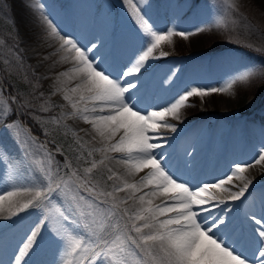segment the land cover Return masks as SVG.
<instances>
[{"label": "snow or ice", "instance_id": "obj_1", "mask_svg": "<svg viewBox=\"0 0 264 264\" xmlns=\"http://www.w3.org/2000/svg\"><path fill=\"white\" fill-rule=\"evenodd\" d=\"M122 4L137 28L140 46L118 72L104 66L103 59L96 54V43L85 46L64 33L45 12L43 4L31 5L40 14V40L56 42L55 46L47 43L53 51L43 59L57 57L53 64L71 65L57 74L58 86L53 93L61 94L71 111L61 112L53 123L60 126L64 120L82 121L90 126L93 139L99 138L101 147H88L76 140L80 152L77 158L91 165L80 175L70 163L63 165L67 171L61 174V166L50 151L46 153V163L40 161L37 166L28 158L27 149L21 155L0 143V180L8 185L0 191V215L12 218L30 208L39 212L12 256L0 259V264H31V257L45 240L55 245L59 256L53 264H129L132 246L138 253L135 264H264V209L260 216L253 213L247 217L257 227L248 234L240 231L239 235L229 215L233 211L230 206L222 208L218 215L213 214L221 205L246 198L252 181L244 173L249 168L264 167V146L252 162L236 163L229 174L202 182L186 177L168 153L157 152L167 146L169 139L161 129L178 132L169 120L182 122V110L194 106L189 103L190 98L198 97L203 103L205 97L213 94L231 93L237 83H248L254 78L264 80V62L248 60L240 52L232 57L237 67L223 86L187 87L164 105H146L140 99V89L144 87L141 75L151 61L168 55L162 50L156 54L162 44H171L173 37L187 40L212 29L229 31V25L236 23L232 17L238 14L235 0H217L208 5V18L191 30L159 28L149 15L150 0H122ZM259 41L246 37L235 42L264 52V32L259 33ZM6 43L0 40V44ZM12 51L20 59L17 49ZM12 64L5 58L0 71L7 73ZM175 76L173 71L168 79ZM129 77L135 79H126ZM43 95L39 93L41 98ZM31 104V100L25 102L19 94H9L2 103L0 123L14 140H18L22 125L8 117L13 112L23 115ZM42 110L48 112L49 108ZM81 131L88 134V130ZM96 153L101 154L98 161L93 158ZM113 161L123 166V175L108 166ZM188 163L185 161V169ZM101 168L108 173L106 180L113 182L111 191L92 182L93 172ZM29 171L33 175L39 173L35 180L26 179ZM234 180L243 185L236 191L232 190L237 187ZM82 188L91 193L86 208L82 206L85 198L78 195ZM118 193L126 196L118 198ZM23 195L28 199H19ZM130 203L132 207H125ZM104 211L106 215H102Z\"/></svg>", "mask_w": 264, "mask_h": 264}, {"label": "rangeland", "instance_id": "obj_2", "mask_svg": "<svg viewBox=\"0 0 264 264\" xmlns=\"http://www.w3.org/2000/svg\"><path fill=\"white\" fill-rule=\"evenodd\" d=\"M216 2L217 0H150L152 7L149 15L161 29L175 26L180 30H191L208 18L210 9L207 6ZM220 2L223 3V0ZM235 3L238 6V14L232 17L236 21L235 25L230 24L229 31L218 29L207 31L210 40L205 47L200 44L197 47L193 46L191 38L187 40L181 38L183 41H179L180 37H173L171 44H162L156 54L159 55L161 50L167 53L166 57L160 58L165 60L159 66L155 63L160 59L151 61V66L140 77L144 84L140 89V99L144 104L164 105L178 91L191 86H223L237 67L232 59L237 53H244L248 60L264 62V52L254 51L235 42L238 39L244 41L247 37L248 40L255 39L260 43L259 33L264 32V0H235ZM32 4H43L45 12L59 28L85 46L96 43L98 45L96 54L103 59L104 66L113 72H118L140 46L136 39L137 28L127 14L122 0H0V40L7 41L6 44H0V66H3L5 58L13 62L8 66L7 73L0 71L2 87L0 108L9 94H19L25 102L32 101L23 115L13 112L8 117L9 120H16L22 125L18 140H14L12 133L0 123V143L21 155L27 149L28 158L37 166L40 161L46 163V153L50 151L61 166V174L67 171L63 165L70 163L72 169H78L79 174L83 175V169L91 165L77 158L80 152L77 150L76 140L95 148H100L101 143L93 139L92 134L81 131L89 129L82 127L79 120H64L60 126L53 123V118L60 116L61 112L71 111L61 94H53L58 86L57 74L66 71L71 65L53 64L57 57L43 59L53 51L47 43L55 46L56 42L50 40L45 43L40 40L41 18L40 14L31 8ZM64 4L67 7H62ZM18 18L20 21L23 19L26 26L21 25ZM247 26L251 27L255 36L249 33ZM177 43L183 47L178 48ZM13 48L19 52L20 59L17 58L16 52L12 51ZM173 71H176V76L168 79ZM41 92L44 94L42 98L39 96ZM226 98H229L231 105L224 102ZM189 103L194 105L192 108L196 106L195 109L200 110L202 114H193L188 107L182 110V122L178 120L169 122L175 124L178 130L188 129L194 133L192 137L194 139L190 138L187 151L193 148L198 136V140L203 141V145L209 149L206 161L198 164V167L203 164L200 166L201 171L211 173L212 168L216 167L214 157H222L224 151L229 149L244 154L246 159L239 163L252 162L258 157L261 147L264 146V122L259 123L261 119L257 117V114L264 117V80L254 78L248 83H237L231 93L213 94L205 97L203 103L200 98L192 97ZM43 107L49 108V111L44 112ZM33 130L37 133L34 134ZM168 138L170 146L175 141H172L171 134ZM20 140L28 143L21 144ZM248 143H251V147ZM169 146L164 152L170 151L169 153L174 155L176 146L175 151ZM84 155L86 156V153ZM93 158L98 161L101 154L96 153ZM256 167L258 176L264 178V167ZM228 169L219 176L229 174ZM38 175V172L33 175L29 171L26 179L35 180ZM92 175L94 177L92 182L98 183V187L105 191L112 190L113 182L106 180L108 173L103 168L94 171ZM190 176L194 177V174ZM259 186H262L261 200L264 202V180ZM6 187H8L6 182L0 180V191ZM229 187L232 188L231 185ZM234 189L232 188L233 191ZM78 195L85 198L82 206L86 208L91 202V193L82 188ZM124 195L125 193L117 194L118 198H123ZM22 198L26 200L28 196L23 195ZM132 206L130 203L125 207ZM241 206L239 205L237 209ZM234 212L235 209L231 215L233 219ZM106 214V211L102 212V215ZM38 215V210L32 208L12 218L0 215V259L8 260L12 256L18 242L36 222ZM248 215L251 214L246 212L245 216ZM247 225L249 227L250 222H247ZM137 257V250L132 246V255L128 257L129 264H135ZM58 260L55 245L45 240L41 242L37 253L31 257V264H53V261Z\"/></svg>", "mask_w": 264, "mask_h": 264}, {"label": "bare ground", "instance_id": "obj_3", "mask_svg": "<svg viewBox=\"0 0 264 264\" xmlns=\"http://www.w3.org/2000/svg\"><path fill=\"white\" fill-rule=\"evenodd\" d=\"M18 20L20 21V18H18ZM21 25L26 26V24L24 23L23 19H21ZM134 90V89H133ZM147 99V98H145ZM153 99V98H152ZM148 101V100H147ZM229 98H226L224 100V102L228 105L229 104ZM232 102V101H231ZM148 104V103H147ZM155 104V103H154ZM231 105V104H229ZM80 123L82 124V127L88 128V133L92 134L90 132V126L89 125H85L83 124L82 121H80ZM195 129V128H194ZM193 129V130H194ZM201 132V131H200ZM161 133L162 135H164L165 137H168L170 134L173 135V140L175 142H172L170 144L171 148L173 149V146H176V152H174L173 154H169V156L171 157L172 162L174 163V165H178L180 167V170L182 173L185 174L186 177H190L193 178V182H202V181H212L215 180V178L219 175H221V173H224V171L227 169L230 170L232 168L231 165H234L236 163L242 162L243 160L246 159V157H244L242 155V153H238L236 151H231V149L229 150H225L224 151V155L220 158H218L217 156L214 157L213 162L216 163V167L213 170V172L206 174L204 171H199L200 169H198V164L199 163H203L204 161H206L207 156L209 155L208 153L210 152L209 149H207L206 146L203 145V141H199L198 138L197 140L194 142V146L190 151H187L188 149V144H190V138H192L194 133L192 131H188V129L182 131V130H178L177 133H171L170 131H168L167 129H161ZM94 136V134H92ZM197 135V134H196ZM195 137V136H194ZM257 137V136H256ZM99 141V138H95ZM244 139V138H243ZM203 140V139H202ZM170 140H167V146L163 149H157V152L159 153L160 151H165L168 148V144H169ZM193 141V140H192ZM251 141V140H250ZM261 141V140H260ZM252 142V141H251ZM162 143H165L164 141H162ZM207 143V142H206ZM205 143V144H206ZM230 143H228L229 145ZM232 144V143H231ZM262 144V143H261ZM192 145V144H191ZM249 147H251V143H248ZM169 146V147H170ZM255 146V145H254ZM231 147V146H230ZM175 148V147H174ZM258 148V147H257ZM174 150V149H173ZM189 150V149H188ZM234 150V149H233ZM249 150V149H248ZM175 151V150H174ZM186 152H190L192 155L190 156H186L185 153ZM245 152V151H244ZM252 152V151H249ZM208 154V155H207ZM212 154V153H211ZM210 154V155H211ZM195 157V159H193ZM253 158V157H252ZM202 159V160H201ZM192 160V162H190ZM251 160V158H250ZM185 161L189 162L188 163V167L185 169L184 168V163ZM211 162V161H210ZM109 166L113 168L114 171L118 172V174L123 175L124 174V168L122 165L116 164L114 161L109 163ZM214 168V167H213ZM257 167H253V168H249L245 173V177L249 180L252 181V184L249 187V191L248 193H246V198H242V202L240 203V201H236V202H229L227 205H221L218 208H215L213 210V214L217 215L220 214V211L222 208L228 207L230 206L233 210L235 209L234 212V219H233V223H234V227L237 228V235H239L240 231H243L245 234H248L251 232V229L257 227L252 221H250L246 216V212H249V214H253L255 213L256 216H260L261 215V211L262 209H264V202L261 200V191H262V186H259L262 184V181L264 180V178L261 176L259 177L257 174ZM194 174V177H191L190 175ZM191 173V174H190ZM220 177V176H219ZM133 178L129 177V180H132ZM135 179H139V177H136ZM234 184L237 185V187L234 189V191L238 190L239 187H242V183L239 180H234ZM229 187V186H228ZM231 188V187H230ZM264 191V190H263ZM258 193V194H257ZM263 193V192H262ZM223 195H227L226 193ZM126 196V193L125 195ZM23 196L19 197V199L23 200L22 198ZM259 200V201H258ZM263 202H261V201ZM160 201H156V203H159ZM246 202H249L250 204H247ZM242 205L239 209L238 206ZM204 215H208L207 212L203 213ZM233 214V211L229 214L230 216ZM249 216V215H248ZM242 217V218H241ZM241 218V219H240ZM243 218L245 219V221L250 222V226L244 228H241L240 225V221L243 220ZM247 219V220H246ZM246 222V224H247ZM239 223V225H238ZM248 226V225H247Z\"/></svg>", "mask_w": 264, "mask_h": 264}, {"label": "trees", "instance_id": "obj_4", "mask_svg": "<svg viewBox=\"0 0 264 264\" xmlns=\"http://www.w3.org/2000/svg\"><path fill=\"white\" fill-rule=\"evenodd\" d=\"M207 33L208 32L206 31V32H203V33H200V34L191 36L190 37L191 38V44H193V46H196V47L198 46V44L203 45L205 47L207 45V42H209V40H210V36ZM179 41H183V40L182 39H179ZM179 44L180 43H177L178 48L179 47H183L181 44L180 45ZM191 51H193V50H191ZM210 51H214V50H210ZM260 55L261 54H259V56ZM195 108H197V107L195 106ZM195 108L189 107V109H191V111H192L193 114H199V113H201V112H199ZM261 121H263V119Z\"/></svg>", "mask_w": 264, "mask_h": 264}]
</instances>
